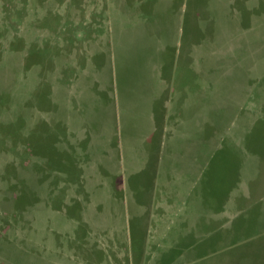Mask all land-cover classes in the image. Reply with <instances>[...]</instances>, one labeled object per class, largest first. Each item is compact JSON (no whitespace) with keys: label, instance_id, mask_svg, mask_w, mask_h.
<instances>
[{"label":"rangeland","instance_id":"rangeland-1","mask_svg":"<svg viewBox=\"0 0 264 264\" xmlns=\"http://www.w3.org/2000/svg\"><path fill=\"white\" fill-rule=\"evenodd\" d=\"M187 47L221 83L189 191L148 115ZM0 264H264V0H0Z\"/></svg>","mask_w":264,"mask_h":264},{"label":"crops","instance_id":"crops-1","mask_svg":"<svg viewBox=\"0 0 264 264\" xmlns=\"http://www.w3.org/2000/svg\"><path fill=\"white\" fill-rule=\"evenodd\" d=\"M158 40L159 42L156 44V47L159 51L164 48L171 49L173 45H177V41L175 39H170L168 34H165L162 36V38H158ZM196 51L197 50H192L188 47L181 52L179 50H175L174 52L176 57L179 56V53L177 52H180V61L176 62L175 59L174 62L170 64L173 67L170 70V73L165 76V78L160 73V70L156 68L158 72L152 76V79H156L154 83L160 82L158 91L153 97L155 105L158 104V110L156 111L154 106L150 108V112H148V115H151L153 118V124L151 125L154 127V130H158L159 127L161 131L160 133L162 137H164V143L161 142L162 147L160 146V149H157L155 154L154 150L152 151L153 154L151 157L154 158V161H158L155 166V172L157 167V171H160L162 174L166 173V176L170 175V177H173L174 173L179 175L181 182L184 183L183 185L188 189V191L190 189V185L200 175L201 169L209 162V158L214 151V145L216 142V140L214 141V134L217 130H215V127H213V131H210L209 127L208 130L205 131L185 129L189 128L187 124H184L185 121H188L186 119L187 116L185 113L194 110L191 106L186 104L192 103V100H196L198 103L200 99L202 101H206V98L210 100L212 89L215 87L216 82H219V80H214L210 77L209 72L213 71V69H210L209 65L200 66L198 63L200 57L195 55ZM208 59L214 60L213 56H208ZM149 63L152 67H157L160 65L161 68L167 64L160 60L157 65H155L152 56L149 60ZM200 76L202 79H200ZM218 84L220 85L221 83ZM115 92V87L113 89L112 85V98L115 96ZM229 111L230 110H228V112ZM205 113L215 114L216 111L214 106L212 105ZM187 115L189 117L193 114L187 113ZM164 122H166V124L162 126L160 123ZM174 122H176L177 125L174 124ZM181 126L185 127L181 128ZM220 136H223V130L221 131ZM164 157L165 163L163 161ZM166 169L168 172L165 171ZM174 169L177 170V173L174 172ZM139 184L140 183H136L135 187L131 188L132 193L136 194L135 200H148L150 198L149 196H151L152 198L149 201H154V197L152 195L155 192L152 194V191L149 192L150 194L148 196H144L145 198H143V196L142 198L140 197L141 194H145L148 186L144 189ZM111 194H113V191ZM111 194H109L107 198L112 197ZM149 206L151 208L150 211L146 209L149 216L152 217L153 215H157V206L155 204L151 205L150 203ZM136 212H138V209H136ZM161 214L162 216H165L164 213ZM109 224L112 228V231H114V225L117 224H114L113 221H111ZM150 224L151 221H148L147 226L150 227ZM99 226L104 227L105 225L98 224L97 227Z\"/></svg>","mask_w":264,"mask_h":264}]
</instances>
